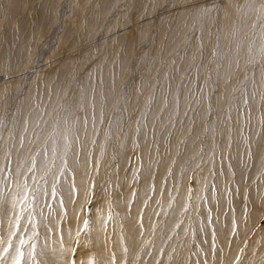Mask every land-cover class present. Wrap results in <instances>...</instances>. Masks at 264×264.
Returning <instances> with one entry per match:
<instances>
[{"label": "rangeland", "instance_id": "1", "mask_svg": "<svg viewBox=\"0 0 264 264\" xmlns=\"http://www.w3.org/2000/svg\"><path fill=\"white\" fill-rule=\"evenodd\" d=\"M0 78L25 264H264V0H0Z\"/></svg>", "mask_w": 264, "mask_h": 264}, {"label": "snow or ice", "instance_id": "2", "mask_svg": "<svg viewBox=\"0 0 264 264\" xmlns=\"http://www.w3.org/2000/svg\"><path fill=\"white\" fill-rule=\"evenodd\" d=\"M208 11L207 8L204 9V12L206 13ZM67 140V137H65ZM3 142V136L0 135V145H2ZM70 147L69 144L66 143L65 145V155L67 154V148ZM54 151V150H53ZM62 164L66 165V161H64L63 157L60 158ZM33 163L35 161L33 160ZM45 167H48V164H45ZM5 169L0 168V173H3ZM49 172H51V169L49 168ZM48 173H46L47 175ZM60 175H63V172L60 173ZM60 180L58 176L53 175L52 176V184H51V191L50 193L46 189L42 188H35L31 192V196L28 195V189L25 185L24 187V196L19 201L20 208H16V203H13L10 217L8 220V226L6 229V238L0 237V244H3L4 247L2 250H0V264H5L6 259L9 258V254L11 253V261L12 264H25L26 261V255H25V247H29L30 251L28 252V257L31 258L33 261H35V257L33 255V252L36 248V244L33 242V240H28L27 242L18 236V233L21 231H27V225H35V219L34 214L37 212V210L40 209V205L43 201L44 196H50L51 198H57L58 192H57V184H59ZM47 183V181H45ZM2 191V189H0ZM72 191L73 194L75 193V186L72 185ZM191 191V190H190ZM61 205L63 204L62 198H59L58 201ZM50 207V205H49ZM0 215H3V204L0 202ZM14 217V218H13ZM20 219L26 220V225L24 228H21L20 226ZM84 227H88V222L85 221ZM33 237L36 239L39 238V232L35 230V227L33 228V231L31 233ZM79 235V232L77 233ZM16 238L18 240V246H14L13 244V238ZM62 239V237H61ZM74 252V249L72 250ZM74 264V261H73Z\"/></svg>", "mask_w": 264, "mask_h": 264}, {"label": "bare ground", "instance_id": "3", "mask_svg": "<svg viewBox=\"0 0 264 264\" xmlns=\"http://www.w3.org/2000/svg\"><path fill=\"white\" fill-rule=\"evenodd\" d=\"M5 80V78H0V82L1 81H4ZM83 233V232H82ZM105 246L104 245H102L101 246V249L98 251L99 252V256L101 257V256H105L106 254H105V248H104ZM69 257V256H68ZM80 257H78V259H79ZM79 261V260H78ZM77 264V263H76Z\"/></svg>", "mask_w": 264, "mask_h": 264}]
</instances>
